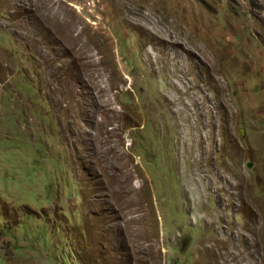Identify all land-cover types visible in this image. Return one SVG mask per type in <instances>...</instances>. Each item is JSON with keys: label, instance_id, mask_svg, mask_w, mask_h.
Segmentation results:
<instances>
[{"label": "rangeland", "instance_id": "obj_1", "mask_svg": "<svg viewBox=\"0 0 264 264\" xmlns=\"http://www.w3.org/2000/svg\"><path fill=\"white\" fill-rule=\"evenodd\" d=\"M0 264H264V0H0Z\"/></svg>", "mask_w": 264, "mask_h": 264}]
</instances>
